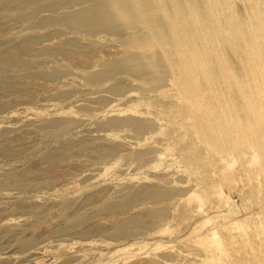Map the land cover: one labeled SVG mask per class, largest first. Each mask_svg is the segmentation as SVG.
Returning <instances> with one entry per match:
<instances>
[{
  "label": "rangeland",
  "instance_id": "rangeland-1",
  "mask_svg": "<svg viewBox=\"0 0 264 264\" xmlns=\"http://www.w3.org/2000/svg\"><path fill=\"white\" fill-rule=\"evenodd\" d=\"M184 1L0 0V264H264L262 166L206 121L218 71L177 65Z\"/></svg>",
  "mask_w": 264,
  "mask_h": 264
},
{
  "label": "bare ground",
  "instance_id": "bare-ground-1",
  "mask_svg": "<svg viewBox=\"0 0 264 264\" xmlns=\"http://www.w3.org/2000/svg\"><path fill=\"white\" fill-rule=\"evenodd\" d=\"M184 3L187 4V8L189 10L188 11L189 21L188 20L187 21L191 26L189 27L190 29L188 31L189 34L188 33L186 34V32L183 30V28L187 27V25L184 24L181 26V28L178 31H176L177 30L176 28L174 30L176 31L175 37L179 36L178 40L179 43L181 44L180 47H184L181 49L186 50V52H184L185 56L183 58L181 59L179 58L180 64L176 63L179 56L177 57V60L175 62L173 61V64L174 65L177 64L179 66L181 64L189 65L191 66V68H193L192 69L193 71L195 68L196 71H198L197 70L198 67L211 69V66H213L212 71L213 70L218 71V75L223 78V83H222L223 85L217 87V85L214 83L217 88H215L213 91L211 90L212 92L211 91L208 92L206 90L208 93L210 94L212 93V94H211L210 102L209 100L208 102L205 101L204 102L207 104L211 103V106L213 108L211 106L209 107L212 110L214 108H218L219 114L212 115L210 117V115L207 116L209 112L207 113L205 111V113H207L206 117L208 118L210 117L209 118L210 121L209 120L206 121L210 122L213 128L214 127L216 129L218 128L220 129V131H223L225 133L226 137L228 138L227 140L228 144L230 145L231 148L233 147L236 149L237 147L241 148L245 144L246 146L248 145L250 150H252V152L250 151L253 155V156L251 155V158L253 159L252 164H254V166L256 167L262 166L261 169H258L259 171L257 170L258 180L256 181L258 185L264 187V0H188V3L185 0ZM149 17L151 18V16ZM160 17L161 16H159L158 18L160 19L159 22L161 21ZM155 18L156 17H154V19ZM148 23H146L147 26ZM141 25H143V23H141ZM151 25H154V23H152ZM162 25H164V23H162ZM144 29L147 30V27L146 28L144 27ZM155 29H153V31H155ZM171 30L173 31V28ZM148 31L149 28L146 31V33ZM174 31H173V35H174ZM183 31L185 33L182 34ZM157 33H159V30L157 31ZM171 37L172 36H170V38ZM162 41L163 40H161L160 42ZM176 49L174 53L177 52ZM179 53L180 51L178 52V54ZM165 55L169 56V54H167V51ZM183 55L182 53L180 54V56ZM232 57L236 59L235 61L237 63V68H233L232 66V63L230 61ZM170 61L171 60H169L168 62ZM163 66H166V64H164ZM167 69L168 70L170 69L168 68V64H167ZM179 69H181V67L180 68L178 67V70ZM210 69L208 70L210 71ZM179 73L178 74L181 75L182 72L180 71ZM190 74H192V72ZM155 76H157V74H155ZM188 77L190 78L191 76L189 75ZM212 77H213V72H212ZM192 81H189V84L190 82L192 83ZM205 82L207 81L205 80ZM186 84L187 83H185V85ZM207 84L208 83H206V85ZM212 86L213 85H211L210 87ZM192 90L190 92H192ZM203 114L204 113H202V115ZM199 122L197 123V125L199 124ZM205 126H207L206 129L211 128L208 125ZM213 130L214 129L211 128L212 133ZM218 133L221 136H223L222 135L223 133L219 132V130ZM217 136L216 139H218ZM226 137H224L223 139L225 140ZM241 144L243 145L240 146ZM240 148L238 149L240 150ZM244 150L246 151L245 147ZM241 151L242 150H240V152ZM247 155L248 154H246V156ZM245 161H246L245 157H242L241 163H246ZM250 163L249 165H251ZM249 182L253 183L252 176L249 177ZM258 258H260V256Z\"/></svg>",
  "mask_w": 264,
  "mask_h": 264
}]
</instances>
